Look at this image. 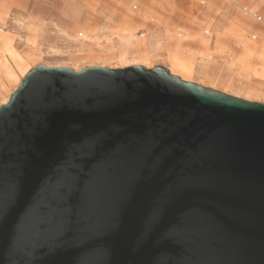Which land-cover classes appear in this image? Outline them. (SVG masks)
<instances>
[{
    "label": "water",
    "instance_id": "1",
    "mask_svg": "<svg viewBox=\"0 0 264 264\" xmlns=\"http://www.w3.org/2000/svg\"><path fill=\"white\" fill-rule=\"evenodd\" d=\"M0 264H264V102L37 65L0 106Z\"/></svg>",
    "mask_w": 264,
    "mask_h": 264
},
{
    "label": "rangeland",
    "instance_id": "2",
    "mask_svg": "<svg viewBox=\"0 0 264 264\" xmlns=\"http://www.w3.org/2000/svg\"><path fill=\"white\" fill-rule=\"evenodd\" d=\"M170 53L187 80L264 102V0H0V104L39 64L170 68Z\"/></svg>",
    "mask_w": 264,
    "mask_h": 264
},
{
    "label": "bare ground",
    "instance_id": "3",
    "mask_svg": "<svg viewBox=\"0 0 264 264\" xmlns=\"http://www.w3.org/2000/svg\"><path fill=\"white\" fill-rule=\"evenodd\" d=\"M219 3H220V1H219ZM222 4H223V2H222ZM220 5H221V4H220ZM243 10H244V9H243ZM250 11H251V10H250ZM249 16H252V15L250 14ZM252 47H254V46H252ZM252 47H250V45H247V46H246L248 52H251L252 50H254L255 47H254V48H252ZM170 52H171V51H170ZM168 59H170V60H173V59H174V61L171 63V64H172V65H171V68H168L173 74L179 75L182 79L187 80L188 77L186 78L185 76H183L184 73L187 72L188 75H189V74L191 75V74L193 73V72H192V69H191L187 64H185V63L181 64V62H179V60L176 61L177 58L174 56V54H172V53L168 54ZM136 64H139V63H136ZM132 65H133V64H132ZM140 65H141V64H140ZM91 66H92V65H91ZM101 66H103V65H101ZM35 67H36V66H35ZM109 67H111V66L109 65ZM146 67H148V66L146 65ZM33 68H34V67H33ZM33 68L30 67V69H25L26 71H24L25 73H24V75H23V79L26 77V75H27V74L30 72V70L33 69ZM148 68H149V67H148ZM181 74H183V75H181ZM189 77H191V76H189ZM23 79L21 80L20 84H19L18 87L15 89V91H16V90L19 88V86L21 85ZM192 80H193V79H192ZM189 81H191V80H189ZM193 82H195V80H194ZM197 83H199V82H197ZM15 91H14V92H15ZM14 92H13V93H14ZM13 93H11V94L9 95V97L7 98V100H5L3 103H1L0 106L3 105V104L8 103ZM226 93H227V92H226Z\"/></svg>",
    "mask_w": 264,
    "mask_h": 264
},
{
    "label": "built area",
    "instance_id": "4",
    "mask_svg": "<svg viewBox=\"0 0 264 264\" xmlns=\"http://www.w3.org/2000/svg\"><path fill=\"white\" fill-rule=\"evenodd\" d=\"M203 2V0H202ZM244 12L247 15H252V11L248 10L246 7L244 8ZM252 17H254L257 21H263V17L261 15H259L257 12L254 13V15H252Z\"/></svg>",
    "mask_w": 264,
    "mask_h": 264
},
{
    "label": "crops",
    "instance_id": "5",
    "mask_svg": "<svg viewBox=\"0 0 264 264\" xmlns=\"http://www.w3.org/2000/svg\"><path fill=\"white\" fill-rule=\"evenodd\" d=\"M176 61H178L177 59H176ZM168 68V67H167ZM171 68V67H170ZM181 75H183V74H181ZM188 74H187V72L186 73H184V75L183 76H187Z\"/></svg>",
    "mask_w": 264,
    "mask_h": 264
}]
</instances>
